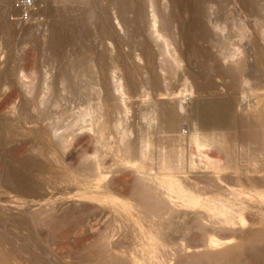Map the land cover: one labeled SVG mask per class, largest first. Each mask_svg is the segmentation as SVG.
I'll return each mask as SVG.
<instances>
[{"label":"rangeland","instance_id":"rangeland-1","mask_svg":"<svg viewBox=\"0 0 264 264\" xmlns=\"http://www.w3.org/2000/svg\"><path fill=\"white\" fill-rule=\"evenodd\" d=\"M9 4L10 0H0L1 263L31 264L30 261L33 259V264L39 261L40 257L43 260L41 264L47 260L50 262L47 261L45 264H53V262L54 264H108L109 262L110 264V261L114 263L109 259L110 255L101 249L99 251L96 245L103 239V242L120 241L122 246H129L131 239L128 237L130 234L128 227L120 217L112 218V221L116 219L120 220V223L116 224L118 226L116 231L109 230L110 232L107 233L105 227L110 214H106V209L88 200L87 196L91 195L88 187L93 184L78 183L76 177L85 170L84 164L82 165L84 163L82 152L87 150L88 146V152L95 147L98 149L97 152L100 151L99 158L102 162L108 163L105 165L115 162V159L117 161L114 151L115 146L120 144L119 137L123 129H127L126 138H130L129 140H136L137 143L138 138L141 140L147 138L149 142L151 141L147 146L151 154H156L160 150V154L166 152L177 155L175 164L179 160L178 156L183 155L180 156L182 163L176 164L177 170L173 168L174 170L165 171V174L170 173L172 178L178 177L176 180L181 181L190 195L188 207H181L177 204L178 201L174 202L177 199L171 198L172 194L169 193L167 199L172 200L169 205L175 207L172 208L176 214L173 218L175 223L181 224L186 220L192 222L194 216H204L201 217L204 219L202 224L209 227L210 221L207 222L206 216L221 207L218 205L217 197L210 192L221 191L230 193V196L238 200L241 217L238 223L234 224L239 228L238 236L251 237L255 234L264 236V169L256 174L249 171V167L254 163L259 162V166L264 164V149L260 146L259 152H255L258 153L257 161L246 160L255 150L253 148L255 144L251 142L252 138H257L260 145L264 144V0H44L40 19L36 23L10 20ZM199 4L201 9H198ZM151 9L155 12L159 33L170 42L168 46H164L163 38L154 36L156 34L151 27ZM197 12H201L202 25L195 22ZM169 19L167 29L163 28V21ZM215 24H218L217 27ZM53 25L58 26L60 33L58 38L65 34L66 41L63 42L56 37L54 53L52 51L53 54L49 56L46 46ZM67 37H69L68 41L70 39L72 41L68 42ZM161 42L163 48L160 47ZM161 48H165L163 53ZM30 49L32 56L28 53ZM172 55L177 59V64L171 62ZM169 64L173 65L170 67ZM73 65H78L79 69L84 70L80 76L81 81L79 80L81 83L73 85V88L77 89L74 95L70 87L62 89L58 76L60 67L67 66L70 69ZM166 66L169 67L168 71L162 69ZM30 69L36 70L38 77L36 79L40 78L38 85L42 82L31 101L29 100L32 96L23 84V81L27 80L20 77L22 73L27 74ZM51 80L54 83L53 93L45 88L47 85L51 86ZM84 81H90V84ZM117 82L121 84L124 94L116 91ZM39 88L42 92H39ZM182 88L186 89L187 93ZM10 94L13 96L5 104L4 101ZM54 98L59 103L53 104ZM43 100V104L40 103ZM33 101L36 104L33 105ZM88 104H92L93 113L86 116V119L89 121L91 116L97 117L100 123L102 122L100 132L103 136L99 131H94V127L92 132L87 131L86 126L76 129L77 138L81 135H90L93 143L82 141L80 143L84 142L83 146L80 143L76 145V142H73L74 135L70 143L58 147L57 137L67 120ZM19 105L22 110L18 108ZM23 107L27 114L23 111ZM44 108L48 111H44ZM17 110L19 114L24 112V115L21 114V122H17L15 117ZM36 115L37 117L46 115L49 119L44 118L45 121L42 119V122L34 117ZM18 117L20 120V115ZM25 119L32 122L26 124L23 122ZM249 122L251 125L247 124ZM54 128H57L55 133ZM198 138L200 141L205 140L201 141L204 142L203 145L193 142V147L185 145V148L182 147L184 143L178 144L181 139L198 140ZM167 141H171L174 145L170 146V142L167 144ZM72 144L75 146L73 147ZM101 144L102 147L99 148ZM248 146L249 148L253 146L250 152ZM245 164L249 165L245 166ZM115 166L112 169L114 171L123 168L131 171L130 167ZM116 173L109 172L106 179L111 175L119 178L120 173ZM131 175L114 185L118 196H130ZM210 176H214L211 177L214 183L211 182ZM253 177L258 178L260 185L247 186L245 182L252 181ZM14 185L19 188L15 189ZM208 186L212 189L210 190ZM82 193L86 194V197ZM39 211L56 212L57 215H61L63 211L67 218L61 215L63 219L58 231L61 229L63 232L69 227L68 231L65 230L63 235L56 232L52 235L54 232L51 233L47 227L39 230V226H29L30 224L24 223L31 215H38ZM64 218L67 220L64 221ZM128 223L134 225L132 221ZM235 226L233 228H236ZM170 228L166 231L175 246L166 252L164 259L167 261L170 259L168 264H173L177 256L190 252L189 246H186L189 236ZM220 228L216 227V229ZM191 231L196 233L198 228L192 227ZM39 232L41 234L44 232L45 235ZM103 232L109 236L112 233L113 238L107 235L101 237ZM27 237L29 240L26 242L29 243L25 242ZM25 243L28 244L25 247L29 250L24 247ZM58 248L61 253L58 252ZM25 251L30 256L27 257ZM23 256L26 260L29 259L27 263L26 260L24 262ZM44 256L48 257L47 260H44L46 259ZM17 259L19 262L16 261Z\"/></svg>","mask_w":264,"mask_h":264},{"label":"bare ground","instance_id":"bare-ground-1","mask_svg":"<svg viewBox=\"0 0 264 264\" xmlns=\"http://www.w3.org/2000/svg\"><path fill=\"white\" fill-rule=\"evenodd\" d=\"M209 1V0H208ZM212 1V0H211ZM200 4H199V7L198 9L200 8ZM43 8V6H42ZM201 9V8H200ZM42 10V9H41ZM124 10V9H123ZM153 9H151L150 11H152ZM200 11V10H198ZM201 12H197V16L195 15V22L198 24V25H202V21H201V18H200V15ZM217 14V13H216ZM151 18H152V26L153 27V31L156 35H154L156 38L158 37H161L163 38L164 36H162L158 29H157V21L155 20V12H151ZM219 17H217V20H218ZM162 19V18H161ZM166 19V17H165ZM194 19V18H193ZM151 20V19H150ZM160 20V19H158ZM170 22V19L167 20V21H163V28L167 29V25L169 24ZM217 22V21H216ZM63 24V23H62ZM216 27L218 24H215ZM159 28V27H158ZM185 29V28H184ZM50 34H49V38H48V43H47V46H46V49L49 53V56H51L53 53H54V49L56 47V41H57V38L59 36L60 33H58V26H55L53 25L50 29ZM78 30V29H77ZM81 30V29H80ZM138 30V29H137ZM161 30V29H160ZM164 31V30H163ZM135 33L137 32L136 29L134 31ZM134 34V33H133ZM52 35V36H51ZM65 34L61 35V38H58V39H61L63 42H65L66 40V36H64ZM77 35V34H76ZM72 36V35H71ZM70 36V37H71ZM204 36L206 37L207 34L205 32ZM203 36V37H204ZM57 37V38H56ZM78 37V36H77ZM68 38L67 37V41H68ZM143 38V37H142ZM75 39V37L73 38ZM138 40V39H137ZM163 40V44L164 46H168V44L170 43L169 40L167 42L166 39H162ZM61 41V43H62ZM72 40L70 39V41L68 42H71ZM67 42V43H68ZM160 47L162 46L163 48V45H162V42L160 43ZM136 46V45H135ZM147 47V46H146ZM161 48V49H162ZM32 49H30V51H28L29 55L32 56ZM165 50L162 49L161 53H163V51ZM53 51V53H52ZM167 53H168V50L166 49ZM165 51V52H166ZM170 52V51H169ZM210 53V52H209ZM171 55V54H170ZM173 59L171 62H173L174 64L176 63L177 64V59L174 58V56L172 55ZM171 57V58H172ZM64 58V57H62ZM54 59V58H52ZM60 59V58H59ZM171 60V59H170ZM56 61V58L55 60ZM60 61V60H59ZM61 62V61H60ZM59 62V63H60ZM259 62V61H258ZM100 63V62H99ZM262 63V62H261ZM28 64H26L27 66ZM116 65V64H115ZM170 67L173 65V64H169ZM212 65V64H211ZM242 65V64H241ZM155 66V65H154ZM263 66V65H262ZM30 67V66H29ZM101 67V66H100ZM103 67V66H102ZM216 67V66H215ZM257 67V66H256ZM31 68V67H30ZM34 68V67H32ZM113 68V67H112ZM169 68V67H168ZM168 68L167 66L166 67H163L162 69H164V71H168ZM261 68V67H260ZM36 69V68H35ZM106 69V68H105ZM258 69V68H257ZM263 69V68H262ZM69 70H71L70 72L71 75L69 74ZM171 70V69H170ZM264 71V70H263ZM39 72V71H38ZM84 72L83 69H79V66L78 65H73V66H70V69L67 67V66H62L58 69V76L60 77V84L62 86V89H66L68 87L71 88V91L73 92L72 94L74 95L76 90L77 89H74L73 88V85H76L78 84V82L81 81L80 79V76L82 75V73ZM99 72V71H98ZM228 72V71H227ZM259 72V71H258ZM137 73V72H136ZM149 73V72H148ZM147 74V73H146ZM46 75V74H45ZM90 75V73H89ZM40 76V74L38 75ZM171 76V75H170ZM21 78H23L24 80H27V81H23V84L25 86V88L27 89V92L29 94H31V100H33V98L35 97V94L37 93V89L38 87L41 85V83L38 85V82L40 80L36 79L38 78L37 77V72L36 70L34 69H30L29 72L27 74H21L20 76ZM129 77V76H128ZM55 78V77H54ZM152 78V77H151ZM150 79V78H149ZM167 79V77H166ZM44 80V79H43ZM80 80V81H79ZM145 80V79H144ZM158 80V79H156ZM42 81V79H41ZM86 81V80H85ZM84 81V82H85ZM44 82V81H43ZM55 82V80H54ZM119 82V81H118ZM117 82V86L118 87L116 89V91L118 90L121 94H124L125 92H123L122 88L120 87L121 84H119ZM81 83V82H80ZM86 84H90V81L89 82H85ZM56 84V82H55ZM155 84V83H154ZM227 84V83H226ZM45 85V84H44ZM82 85V84H81ZM147 85V84H146ZM153 85V84H152ZM43 86V85H42ZM41 86V87H42ZM56 86V85H55ZM60 86V87H61ZM78 86V85H77ZM88 86V85H85V87ZM257 86V85H256ZM47 87V90L50 92V93H53L54 92V83L52 82L51 80V86L49 87L48 85L45 86V88ZM57 87V86H56ZM148 88V87H147ZM185 88V87H184ZM182 88L183 90H185L186 92V89ZM188 88V87H187ZM87 89V88H86ZM132 89V88H131ZM190 89V87H189ZM41 89L39 88V92H42V90L40 91ZM45 90V89H44ZM162 90V89H161ZM180 90V89H179ZM70 91V92H71ZM147 91V90H145ZM12 92V91H11ZM38 92V93H39ZM172 92V91H171ZM184 92V91H183ZM184 92V93H185ZM189 92V91H188ZM190 92H191V89H190ZM56 93V92H55ZM77 93V92H76ZM187 93V92H186ZM16 94V93H15ZM43 94V93H42ZM60 94V93H59ZM99 94V93H98ZM44 95V94H43ZM49 95V93H48ZM58 95V94H57ZM144 95V94H143ZM198 95V94H197ZM13 95L10 94L8 97H7V100L4 101L5 104L8 103L7 101L10 100L9 98L12 97ZM15 96V95H14ZM59 96V95H58ZM76 96V95H75ZM122 97V96H121ZM144 97V96H143ZM75 98V97H74ZM91 98V97H90ZM6 99V98H5ZM93 99V97H92ZM13 100V98H12ZM64 100V99H63ZM261 100V99H260ZM3 102V101H2ZM44 100L41 101L40 103L43 104ZM50 102V100H49ZM262 102V101H261ZM27 103V102H26ZM35 101H33V105H34ZM38 103V101H37ZM55 103H59L58 100L56 98H54L53 100V104ZM82 103V102H81ZM91 103V102H90ZM4 104V103H3ZM28 104V103H27ZM30 104V103H29ZM32 104V103H31ZM36 104V103H35ZM50 104V103H49ZM92 105V104H91ZM90 104H88V106L86 107H83L82 110H79L78 112H76V114L74 113L73 116H70L71 118H69V120H67L68 122L65 123L64 125V128H62V132L59 133L58 135V140H57V144L58 147H64L67 143H70L72 141V137L75 135V137H73V142L77 145L78 143L82 142V141H91L92 142V139H91V136L90 135H85V136H82L81 137L79 136L77 138V134H76V129H82L84 127L87 126V131L91 130L92 132V129L93 127L95 128L94 131H99V133L103 136V133H101V127H102V122L100 123V120L97 119V117H93L91 116L90 117V120L88 121L86 119V116L90 115L91 112L93 113V109H92V106ZM25 106V105H24ZM38 106V105H36ZM41 106V105H40ZM47 106V104H46ZM50 106V105H48ZM59 106V105H58ZM1 107H3V105H1ZM43 107V106H42ZM45 107V106H44ZM20 108V105L19 107ZM39 108V107H38ZM36 108V109H38ZM48 108V107H47ZM50 108V107H49ZM100 108V107H99ZM22 110V108H20ZM23 111L25 112V108L23 107ZM35 109V107H34ZM42 109V108H41ZM19 110V109H18ZM18 110L16 111V119H17V122H21V114L23 113L24 115V112H20L21 114H19ZM99 110V109H98ZM44 111H46V109L44 108ZM48 111V110H47ZM46 111V112H47ZM52 111V110H50ZM50 111L48 113H50ZM11 112L13 113V111L11 110ZM41 112V110H40ZM38 112V113H40ZM98 112V111H96ZM26 114L28 112H25ZM41 113H44V112H41ZM46 113V114H48ZM54 113V112H53ZM109 113V112H108ZM55 114V113H54ZM60 114V113H59ZM102 114V113H101ZM18 115H20V120H19V117ZM61 115V114H60ZM31 116V115H30ZM38 116H41V114H38ZM50 116V115H49ZM100 116V115H99ZM107 116V115H106ZM14 117V118H15ZM28 117V116H27ZM32 117V116H31ZM35 118L37 117L34 116ZM58 117V116H57ZM103 117V116H102ZM34 118V119H35ZM38 118L40 120H44L47 119L48 117L45 115V116H42V117H37V120ZM66 118V117H65ZM101 118V117H100ZM49 119V118H48ZM110 120V118H108ZM15 120V119H14ZM42 120V122H43ZM31 121V120H30ZM28 119H25L23 122L27 124V122H30ZM45 121V120H44ZM60 121V120H59ZM32 122V121H31ZM34 122H36L34 120ZM33 122V123H34ZM39 122V121H38ZM64 122V121H63ZM85 122H88L87 124L83 125V123ZM20 124V123H18ZM107 124V123H106ZM249 125V123H247ZM39 125V124H38ZM57 125V124H56ZM61 125V123H60ZM254 125V124H253ZM22 126V125H20ZM45 126V125H44ZM58 126V125H57ZM104 126V124H103ZM39 127V126H38ZM53 127V126H52ZM75 127V128H74ZM247 127V126H246ZM250 127V126H249ZM248 127V128H249ZM33 128V127H32ZM104 129H106L105 127H103ZM50 129V128H48ZM100 129V130H98ZM103 129V130H104ZM57 130V128H54L53 129V132L55 133ZM84 130V129H83ZM49 131V130H48ZM108 131V130H107ZM35 133V132H34ZM37 133V132H36ZM45 133V132H44ZM48 133V132H47ZM98 134V132H95ZM86 134V133H85ZM6 135V134H5ZM40 135V134H39ZM10 136V135H9ZM97 136H100L99 134ZM134 136V135H133ZM1 137V136H0ZM11 137V136H10ZM13 137V136H12ZM37 137V135H36ZM93 137V136H92ZM95 137V136H94ZM105 137V135H104ZM127 137V129H123L121 132H120V137H119V143L120 144H117L115 146V151L114 153L116 152V158H117V161L115 159V162H111L109 165H105V164H108V163H104L102 162V159L99 158V153L100 151L97 152V148H93V150L89 151L88 152V148L87 150H83L84 152L83 153V160H84V163H82V165L84 164L83 167H85V170H79L81 171L82 173H79L81 175L77 176L76 177V180L78 183H81V184H93V186H90L88 187L91 192V195L90 196H87L88 200H91V202L95 203V204H98L101 208H104L106 209L107 211H105L106 214H110V216L108 217V224L106 225V232H110L109 230H111L112 232L113 231H116L118 228V226L116 224H119L120 223V220H122V222L126 223V227H128V231H129V236L130 237L129 239H131V243L129 246H122V242L118 241V242H112V240H110V242H103V239H101V241H99V243L96 245L98 246L99 248V251L103 250V252H107V254L110 255V258L108 256V258L110 260H113L114 263H111L112 261H110V264H168L170 261V259L165 260L164 258L166 257V252L170 249V248H173L172 246H175L173 245V243L171 242V236L169 235V233H167L166 229H169L170 228L171 230L177 232V233H180V234H186L188 235L189 237L187 238L188 239V243L186 244V246H189V249H190V252L185 254V255H181V256H177V258L173 261L174 263L173 264H264V236L263 234L260 235V234H255L251 237H240L238 236L237 234V230L239 228H237L234 224L237 222L238 223V220L240 219L241 217V211L238 209V200L236 201L232 196H230L229 194L230 193H225V192H210V194L213 193V195H215L217 197L216 200H219V206H221L217 211H215L214 213H212L211 215L209 216H206V218L208 217V220L207 222L210 221V226L209 227H206L202 224V219L201 217H204V216H201V217H198V216H194L191 221L192 222H189L188 220L186 221H183V223H175L173 221V218L174 216L176 215L174 212V210L172 209L174 207L173 206H170L169 203L172 201H169L167 199L169 193H171V198H175L176 201L174 202H177V204L181 207H188V202H189V199H188V196L189 195V191L187 192V188L185 189L184 186L181 184V181L179 182L178 179L176 180V178H172L169 174H165V171H169L170 169H173L176 167V164L178 163H182V160L180 159L181 157L180 156H183V155H179V160L176 161V164H175V156L174 154H168L166 152H164L163 154H160L158 150L157 153L155 154H151L148 152L147 150V146L148 144L151 142H149V140L146 138V139H142L141 138H138V142L136 143L135 141L136 140H129ZM143 137V136H142ZM160 137V136H159ZM164 137V136H163ZM162 137V138H163ZM3 138V137H2ZM56 138V139H57ZM100 138V137H99ZM126 138V139H125ZM145 138V136H144ZM173 138V137H172ZM1 139V138H0ZM4 139V138H3ZM44 139V138H43ZM52 139V138H51ZM76 139V140H75ZM96 139V138H95ZM101 139V138H100ZM152 139V138H151ZM159 139V138H158ZM170 139V138H168ZM167 139V140H168ZM254 139V140H253ZM11 140V139H9ZM8 140V141H9ZM55 140V139H53ZM171 140V139H170ZM178 141V139H176ZM182 140L179 142L178 141V144L180 145L181 143H184L182 144V147H185V145H188L189 147L192 146L193 147V142L195 143H198L199 145H203L204 142H201V141H205L204 139H202L201 141L199 140ZM253 142V144H255V150L251 152V155H250V158L246 159V160H253V161H257L256 160V154L258 155V153L255 154V152H259L260 148L261 149H264V144L260 145V143L257 142V138H252L251 139ZM256 140V141H255ZM260 140V139H259ZM41 141V140H40ZM107 141V140H106ZM142 141V142H140ZM4 142V141H3ZM6 142V141H5ZM56 142V140H55ZM100 142V141H99ZM117 142V141H116ZM168 142H170V146L171 144H173L171 141H167V144ZM250 143V141H248ZM84 143V142H83ZM82 143V144H83ZM93 143V142H92ZM248 143V145H249ZM259 145H258V144ZM75 144H72V146ZM81 144V143H80ZM81 144V146H83ZM86 144V143H85ZM100 144V143H99ZM115 144V142L113 143ZM151 144V143H150ZM163 144V143H162ZM166 143H164V145H167ZM177 144V145H178ZM244 144V143H243ZM50 145V144H49ZM98 145V144H97ZM109 145H110V142H109ZM157 145V144H156ZM161 145V144H160ZM162 145V147L164 146ZM174 145V144H173ZM184 145V146H183ZM247 145V143H246ZM245 145V146H246ZM54 146V145H53ZM73 146V147H74ZM80 146V145H79ZM100 146L102 147V144L99 145V148ZM168 146V145H167ZM251 146V144H250ZM250 146H248L247 149H249V152H250V149L252 148H249ZM261 146V147H260ZM48 147V146H47ZM51 147V146H50ZM71 147V146H70ZM161 147V149H162ZM166 147V146H165ZM180 147V148H182ZM191 147V148H192ZM54 148V147H53ZM92 148V147H91ZM169 148V146L167 147ZM173 149V146L171 147ZM170 148V149H171ZM186 148V147H185ZM50 149V148H49ZM149 149V148H148ZM169 149V150H170ZM179 149V147H178ZM184 149V148H182ZM51 150V149H50ZM81 150V149H80ZM100 150V149H99ZM164 150V149H163ZM167 149V151H169ZM180 150V149H179ZM174 151V150H173ZM189 151H190V148H189ZM63 152V151H62ZM74 152V151H73ZM180 152V151H179ZM178 152V153H179ZM249 152H247L249 154ZM105 153V152H104ZM162 153V151H161ZM171 153V152H170ZM183 153V152H182ZM245 153V154H247ZM73 154V153H72ZM81 154V153H80ZM189 154V153H188ZM248 154H247V157H248ZM40 155V154H39ZM49 157V156H48ZM177 157V159H178ZM56 158V157H55ZM115 158V157H114ZM113 158V159H114ZM188 158V157H187ZM191 158V157H190ZM246 158V157H245ZM258 159V158H257ZM181 160V162H179ZM188 160V159H187ZM186 160V161H187ZM245 160V159H244ZM250 160V161H251ZM259 160V159H258ZM69 161V160H68ZM231 161V160H230ZM248 161V162H250ZM1 162V161H0ZM70 162V161H69ZM243 162V161H242ZM245 162V161H244ZM246 162V163H248ZM231 163V162H230ZM234 163V162H233ZM253 163V162H252ZM259 162L254 163L251 165V167H249V171H253V173L255 172V174L257 172H262V170L264 169V164L259 166L258 164ZM70 164V163H69ZM117 165V166H123V167H130L129 169L131 171H126L125 168L123 169H117V170H112L114 169V166ZM189 164V163H188ZM222 164V163H221ZM240 164V163H239ZM251 164V163H249ZM249 164H245V166L249 165ZM182 165V164H181ZM180 165V166H181ZM179 166V165H178ZM183 166V165H182ZM185 166V165H184ZM223 166V165H222ZM221 166V167H222ZM239 166V165H238ZM237 166V167H238ZM1 167V166H0ZM82 167V168H83ZM192 167V165H191ZM214 167V166H212ZM231 167V166H230ZM115 168H119V167H116ZM121 168V167H120ZM181 168V167H180ZM245 168V167H244ZM248 168V167H246ZM80 169V168H79ZM84 169V168H83ZM111 169V170H110ZM169 169V170H168ZM212 169V168H211ZM221 169V168H220ZM236 169V168H235ZM7 170V169H6ZM11 170V169H10ZM106 170H108L109 172H114V173H120L119 175V178L115 177L116 175H111V177H109L108 179H106V175L109 173L107 172ZM174 170V169H173ZM175 170H177V168H175ZM182 170V169H181ZM234 170V169H232ZM242 170V169H241ZM248 170V169H246ZM2 171V170H1ZM75 171V170H74ZM171 171V170H170ZM179 171V170H178ZM212 171V170H210ZM215 171V170H214ZM223 171V170H222ZM243 171V170H242ZM8 172V171H7ZM11 172V171H10ZM9 172V173H10ZM233 172V171H232ZM116 173V174H117ZM129 174H132V178H131V182L129 183L131 185L130 187V196H118L114 189V185L116 183H118L119 181H121L122 179H125L127 177L128 179V176ZM251 174V173H250ZM9 175V174H8ZM216 175V174H215ZM222 175V174H221ZM219 175V176H221ZM225 175V174H224ZM224 175L223 177H221L222 179L224 178ZM238 175V174H237ZM243 175V174H241ZM245 175V174H244ZM253 175V174H252ZM261 175V174H260ZM10 176V175H9ZM8 176V177H9ZM118 176V175H117ZM228 176V175H227ZM192 177V176H191ZM214 176H210V178ZM218 177V176H216ZM215 177V178H216ZM233 177V176H232ZM252 177V176H250ZM258 177V176H257ZM260 177V176H259ZM10 178V177H9ZM130 178V177H129ZM220 178V177H219ZM203 179V178H202ZM212 179V178H211ZM218 179V178H216ZM221 179V180H222ZM228 179V177H227ZM230 179V178H229ZM234 179V178H233ZM248 179V178H247ZM252 181H246L245 183L248 185H260L258 183V178L256 177H253L251 178ZM251 179H248V180H251ZM8 180V178H7ZM6 180V181H7ZM14 180V179H13ZM206 180V179H205ZM210 180V179H209ZM220 180V179H218ZM220 180V181H221ZM226 180V178H225ZM260 180V179H259ZM16 181V185H17V180ZM214 179H212V183ZM219 181V182H220ZM199 182V181H198ZM223 183L225 181H222ZM235 182V180H234ZM10 183V181H9ZM14 183V182H13ZM193 183V182H192ZM207 183V182H206ZM204 182V184H206ZM217 183V182H216ZM226 183V182H225ZM262 183V182H261ZM210 184V183H209ZM219 184V183H218ZM231 184V183H230ZM229 184V185H230ZM243 184V183H242ZM95 185V186H94ZM189 185V184H188ZM232 185H236V184H232ZM231 185V188L233 187ZM264 185V184H263ZM15 186V185H14ZM13 186V188H14ZM190 186V185H189ZM218 186V185H217ZM220 186V185H219ZM241 186H244V185H241ZM206 187V186H205ZM223 187H226V186H223ZM19 188V187H17ZM16 186H15V189H17ZM191 188V186L189 187ZM209 188V186H208ZM214 188V187H213ZM217 188V187H216ZM221 186L219 187V190H220ZM228 188V187H227ZM237 188V187H235ZM194 189V187H193ZM206 189V188H205ZM210 190L212 188H209ZM218 189V188H217ZM217 189H214V190H217ZM238 189V188H237ZM190 190V189H189ZM195 190V189H194ZM207 190V189H206ZM193 191V190H192ZM202 191V190H201ZM226 191H229L226 189ZM234 192V191H233ZM203 193V192H201ZM207 193V192H205ZM232 193V191H231ZM235 193V192H234ZM233 193V195H234ZM238 193V192H237ZM241 193V192H240ZM83 194V193H82ZM81 194V195H82ZM197 194V193H196ZM199 194V193H198ZM80 195V196H81ZM84 197H86L85 195L86 194H83ZM120 195V194H119ZM202 195V194H200ZM204 195V194H203ZM206 195V194H205ZM237 194H235V197H236ZM240 195V194H238ZM238 197V196H237ZM84 200H86V198H84ZM173 204V203H171ZM175 204V203H174ZM74 207V206H73ZM175 209V207H174ZM179 209V208H177ZM182 209V208H180ZM57 210V209H56ZM100 210V209H99ZM102 210V209H101ZM185 210V209H184ZM71 211V210H70ZM26 212V211H25ZM56 213V212H55ZM55 213H43V212H40L38 213V215H31V217L27 218V220L25 221L24 219V223H26L27 225L30 224L29 226H39L40 228H38L39 230H41L42 228H45L47 227L50 232H54L52 233L55 234L56 233H62L61 235H63L64 231H68V228H65L63 230V232L61 231H58L59 229V225L62 221V216L64 215L63 211L61 213V215H57ZM67 213V212H66ZM65 213V214H66ZM67 215V214H66ZM198 215V214H197ZM61 216V217H60ZM65 216V215H64ZM63 216V217H64ZM61 219H60V218ZM66 217V216H65ZM116 217H120V220H116L115 221H112L111 219L113 218H116ZM67 218V217H66ZM67 220L64 218V221ZM204 220V219H203ZM63 221V222H64ZM70 221V220H69ZM129 221H132V223L134 225H130L128 222ZM20 223V222H19ZM122 223V224H123ZM23 224V223H22ZM66 224H68V222H66ZM121 224V225H122ZM219 224H223V225H219ZM70 225V224H69ZM120 225V226H121ZM234 225L236 228H233ZM16 226V225H15ZM22 226V225H21ZM72 226V225H71ZM14 227V226H13ZM66 227V225H65ZM124 227V226H123ZM192 227H197L198 228V231L195 233L191 231ZM216 227H221L220 229H216ZM7 229V228H6ZM72 229V228H71ZM5 230V229H4ZM2 230V231H4ZM33 230H35L33 228ZM12 231V230H11ZM31 231V230H30ZM47 231V230H46ZM13 232V231H12ZM11 232V233H12ZM22 232V231H21ZM36 232V231H34ZM42 232V231H41ZM41 232H39L41 234ZM49 232V231H48ZM106 232H103V234H101V237H105V235H107ZM5 233V232H4ZM3 233V234H4ZM10 233V234H11ZM15 233V232H14ZM20 233V232H19ZM24 233H25V230H24ZM32 233V232H31ZM259 233V232H258ZM9 234V232H8ZM26 234V233H25ZM39 234V235H40ZM43 235H45V233L43 232L42 233ZM41 234V235H42ZM47 235H49L48 233H46ZM168 234V235H167ZM19 235V234H18ZM46 235V236H47ZM3 236V235H2ZM1 236V237H2ZM14 237L16 235H13ZM26 236H28L26 234ZM31 236V234L29 235V237ZM109 236V234L107 235ZM110 236L112 237L113 234L111 233ZM109 236V237H110ZM19 237V236H18ZM22 237V236H21ZM20 237V238H21ZM38 237V235H37ZM40 237V236H39ZM42 237V236H41ZM56 237V236H55ZM59 237V236H57ZM7 238V237H6ZM50 238V237H49ZM113 238V237H112ZM10 239V238H8ZM13 239V238H12ZM11 239V240H12ZM22 239V238H21ZM20 239V240H21ZM24 239V238H23ZM51 240L53 239V237L50 238ZM111 239V238H109ZM7 240V239H4V241ZM10 240V241H11ZM15 240V238H14ZM26 240H29L28 237L27 239H25V242ZM50 240V241H51ZM108 240V239H107ZM9 241V240H8ZM7 241V242H8ZM9 241V242H10ZM18 241V240H17ZM19 242V241H18ZM23 242V241H22ZM53 242V241H52ZM135 242V243H134ZM175 242V241H173ZM2 243V241H1ZM26 243H29L26 242ZM24 245L27 246L28 244ZM55 243V242H54ZM9 244V243H8ZM16 244V243H15ZM22 244V243H21ZM31 244V243H30ZM52 244V243H51ZM13 245V244H12ZM11 245V247H12ZM20 245V243H19ZM32 245V244H31ZM56 245V244H55ZM6 246V245H5ZM17 246V244L15 245ZM35 246V245H34ZM33 246V247H34ZM14 247V246H13ZM30 247V246H29ZM178 247V245H177ZM20 248V247H19ZM25 248H28V247H25ZM36 248V247H35ZM97 248V247H96ZM188 247H186L187 249ZM8 249V248H7ZM17 250V248H15ZM21 249V248H20ZM23 249V247H22ZM59 249V250H58ZM58 252L61 253V250L60 248H58ZM101 249V250H100ZM179 249V248H178ZM26 250H29L26 249ZM39 251H41L40 249H37ZM98 250V249H96ZM176 250V249H175ZM14 251V250H13ZM23 251V250H22ZM98 251V252H99ZM9 252V251H8ZM11 252V251H10ZM43 252V251H42ZM56 252V251H55ZM174 252V251H173ZM180 252V251H179ZM178 252V253H179ZM16 253V252H15ZM23 253V252H22ZM28 252L25 251V254H27ZM45 253V251H44ZM60 253L58 255H60ZM68 253V252H67ZM177 253V251H176ZM4 254V252H3ZM12 254V253H11ZM10 254V255H11ZM14 254V253H13ZM12 254V255H13ZM20 254V253H19ZM31 254V253H30ZM37 254V253H36ZM47 254V253H46ZM64 254L66 255V252H64ZM173 254V253H172ZM38 255V254H37ZM165 255V257H164ZM176 255V254H175ZM18 256V254H17ZM16 256V257H17ZM30 256L27 254V257ZM32 256V255H31ZM35 256V255H34ZM32 256V257H34ZM106 256V254H105ZM14 257V256H13ZM22 257V256H20ZM38 257V256H37ZM36 257V258H37ZM45 257V256H44ZM52 257V256H51ZM176 257V256H175ZM3 258V257H2ZM24 258V256H23ZM46 259L44 260H47V256L45 257ZM169 258V257H168ZM21 259V258H20ZM35 259V258H34ZM38 259V258H37ZM36 259V260H37ZM54 260V258H52ZM25 258H24V262H25ZM29 259L26 260V263ZM33 260V259H32ZM32 260L30 261L31 264H32ZM41 260V261H40ZM40 260L34 262L36 264H41L43 263V260L42 258L40 257ZM105 260V259H104ZM2 261V260H1ZM0 261V264H8V263H1ZM13 261V260H12ZM18 261V259L16 260ZM35 261V260H34ZM48 261V260H47ZM46 261V262H47ZM107 262V260H105ZM104 261V262H105ZM4 262V261H3ZM19 262V261H18ZM38 262V263H37ZM44 262V264L46 263ZM50 262V261H48ZM53 262V261H51ZM13 263V262H12ZM33 263V264H34ZM14 264H18L16 262H14ZM49 264V263H48ZM54 264V262H53ZM109 264V262H108Z\"/></svg>","mask_w":264,"mask_h":264},{"label":"built area","instance_id":"built-area-1","mask_svg":"<svg viewBox=\"0 0 264 264\" xmlns=\"http://www.w3.org/2000/svg\"><path fill=\"white\" fill-rule=\"evenodd\" d=\"M44 0H10L9 19L22 23H36Z\"/></svg>","mask_w":264,"mask_h":264}]
</instances>
